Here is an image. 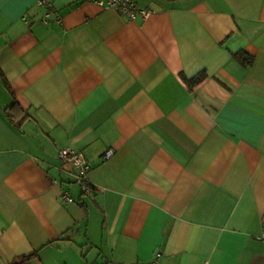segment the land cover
I'll list each match as a JSON object with an SVG mask.
<instances>
[{
  "label": "crops",
  "instance_id": "crops-1",
  "mask_svg": "<svg viewBox=\"0 0 264 264\" xmlns=\"http://www.w3.org/2000/svg\"><path fill=\"white\" fill-rule=\"evenodd\" d=\"M98 1L0 0V264H264V0Z\"/></svg>",
  "mask_w": 264,
  "mask_h": 264
},
{
  "label": "built area",
  "instance_id": "built-area-1",
  "mask_svg": "<svg viewBox=\"0 0 264 264\" xmlns=\"http://www.w3.org/2000/svg\"><path fill=\"white\" fill-rule=\"evenodd\" d=\"M98 3L103 6L116 8L130 18H135L138 13H140L144 18L149 17L151 14V9L139 6L135 0H99ZM37 4L46 7L48 9V13H50L54 8L53 0H37ZM113 152L114 148H108L105 151V157H109ZM58 156L61 160L70 162L76 166V181L82 185L86 192H91L92 188L86 181V175L90 169V164L88 163L84 153L71 146H67L59 149ZM62 197L67 200L72 199V196L68 191H64ZM260 237L264 240V232L260 235ZM148 264L157 263L153 260Z\"/></svg>",
  "mask_w": 264,
  "mask_h": 264
},
{
  "label": "trees",
  "instance_id": "trees-1",
  "mask_svg": "<svg viewBox=\"0 0 264 264\" xmlns=\"http://www.w3.org/2000/svg\"><path fill=\"white\" fill-rule=\"evenodd\" d=\"M235 54V56L238 58V60L239 61H241V63L242 64H246L247 66L248 65H250L252 62H253V60H252V57L250 56V55H248L247 53H246V51H239V52H237V53H234ZM201 76H202V74L200 75H198V76H196V77H194L193 79H191V82H195V81H198L200 78H201ZM59 152V151H58ZM58 158H59V156H58ZM60 159V158H59ZM61 160V159H60ZM63 161V160H62ZM64 162H66V161H64ZM86 181H87V179H86ZM87 183H88V181H87ZM80 184V183H79ZM89 184V183H88ZM91 186V185H90ZM92 188V187H91ZM84 190V189H83ZM69 192V191H68ZM84 192H86L85 190H84Z\"/></svg>",
  "mask_w": 264,
  "mask_h": 264
}]
</instances>
